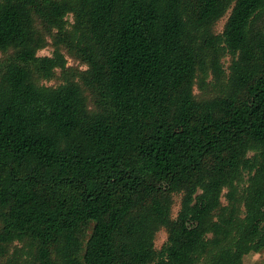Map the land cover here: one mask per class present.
I'll return each mask as SVG.
<instances>
[{"label": "trees", "instance_id": "obj_1", "mask_svg": "<svg viewBox=\"0 0 264 264\" xmlns=\"http://www.w3.org/2000/svg\"><path fill=\"white\" fill-rule=\"evenodd\" d=\"M263 251L264 0H0V264Z\"/></svg>", "mask_w": 264, "mask_h": 264}, {"label": "rangeland", "instance_id": "obj_2", "mask_svg": "<svg viewBox=\"0 0 264 264\" xmlns=\"http://www.w3.org/2000/svg\"><path fill=\"white\" fill-rule=\"evenodd\" d=\"M69 21L72 23L73 22V18L70 16L69 17ZM225 21L226 20H223L222 22L219 23L218 27H217V32L218 33H221L223 31V28H224V24H225ZM51 42V41H49ZM53 47H51L50 45L48 47H46L44 50L40 51L39 52V56H49L51 57L52 54H53ZM229 61H230V58H226L224 60V64L226 66V68L229 66ZM79 63L76 62L75 60H73L72 58L68 57V64H67V67H79ZM80 70H86V67L81 65L80 67ZM60 70H58V76H60ZM62 83V81L57 78L55 80H52V81H49V82H44V84H46L47 86H58ZM198 92V90H197ZM180 197L177 196L175 198L176 200V204H175V207H174V210H173V217L175 218L178 214V211L180 209ZM167 238H168V234L165 230H162L158 233L157 235V238H156V241H155V245L157 247V249H161L162 246L166 243L167 241ZM246 264H264V251L261 253V254H252L250 256H248L246 258Z\"/></svg>", "mask_w": 264, "mask_h": 264}]
</instances>
